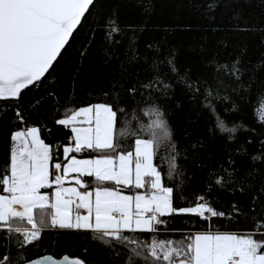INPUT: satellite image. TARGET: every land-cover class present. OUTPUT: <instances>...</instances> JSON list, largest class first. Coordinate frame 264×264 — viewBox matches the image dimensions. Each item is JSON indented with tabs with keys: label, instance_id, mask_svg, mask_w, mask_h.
I'll return each instance as SVG.
<instances>
[{
	"label": "snow or ice",
	"instance_id": "6c2138e0",
	"mask_svg": "<svg viewBox=\"0 0 264 264\" xmlns=\"http://www.w3.org/2000/svg\"><path fill=\"white\" fill-rule=\"evenodd\" d=\"M189 6L212 33L225 31L212 22L226 9L227 31L256 38L255 49L241 40L228 50L221 40L224 51L182 65L163 38L139 48L146 25L122 24L114 0H0V264H87L68 254L54 258L47 249L32 255L45 231L91 233L113 262L125 256L123 264H264V0H189ZM253 7L260 17L248 15ZM198 47L204 53L203 43ZM70 51L74 58L66 59ZM69 66L73 82L88 70L101 78L96 102L60 104ZM257 90L260 111L252 125L241 120L229 128L219 119L208 129L224 143L218 158L209 135L185 129L176 137L172 110L185 101L198 115L219 107L230 118ZM141 104L154 119L133 130L123 117ZM49 123L67 130L63 142H46ZM239 130L248 133L243 143ZM165 142L166 175L156 163ZM182 168L190 175L175 183ZM197 182L202 191L185 195Z\"/></svg>",
	"mask_w": 264,
	"mask_h": 264
},
{
	"label": "trees",
	"instance_id": "16d2710c",
	"mask_svg": "<svg viewBox=\"0 0 264 264\" xmlns=\"http://www.w3.org/2000/svg\"><path fill=\"white\" fill-rule=\"evenodd\" d=\"M120 8V21L122 24L133 25H146V31L140 35L138 47L143 48L144 42L148 38L154 40L165 39L168 46L175 47L178 53L177 60L179 64L186 65L189 62H198L202 56L210 55L216 49H222V45L219 43L221 40L225 41L229 45V49L237 43L243 40L249 46L250 50H254L257 44V39L252 36H244V34H230L227 29L230 27L232 21L230 20V13L226 9L218 10L216 12V19L212 22V26L222 27L225 31H218L212 33L205 31L209 25V21L201 16L198 12L194 11L189 6V0H142V4H150V8L147 10L141 5H136L135 0H114ZM248 15L251 17H260L261 10L253 7L248 9ZM253 23L256 21L253 20ZM190 26V27H189ZM206 37V41H205ZM99 43V40H97ZM204 45V53H201L199 45ZM66 59L69 57L74 58V53H66ZM149 59H151L152 53L149 52ZM257 53L253 51V60L255 61ZM94 56L98 60V49H94ZM59 71V70H58ZM74 74V70L71 67H67L64 70L63 75L66 77L64 80V86L60 89L59 102L61 105L77 107L82 104L96 102L95 97L97 92L94 89H99L102 85V80L99 76L93 74L90 70L86 73L82 72L79 76H76L75 81L71 80V75ZM73 83L75 87L73 88ZM246 107L245 109L236 114L234 117H225L220 112L219 107L214 113H209L207 110H203L202 114L199 108L192 109L185 101L184 108L182 110H172L171 124L176 128V137H181L185 129L194 133L197 136H205L208 134V129L213 126L216 120L225 119L227 127H233L235 123L243 121L248 125L254 123V110L256 114H259L261 93L259 90L254 92L251 96L245 97ZM54 103L49 99L47 104L49 107ZM166 109H170L171 105L166 104ZM147 111L143 104L132 105L128 107L126 116L123 119L129 121L133 130L140 126L147 127L154 117L143 115ZM52 129L51 138L44 133L46 142L55 143L56 140L63 142L66 136L69 134L67 130L62 127L53 126L51 123L48 125ZM218 135L226 136L228 133H218ZM237 142L243 143L247 138L248 133L239 130L236 134ZM179 143L182 145L183 140ZM208 147L214 157H219L224 150V143L221 139H213L209 135ZM158 157L156 163L160 165L161 171L166 175L168 172L167 160L169 158L170 148L168 144L161 143L157 147ZM4 143L2 134H0V167L3 163ZM238 162L247 165L248 158L246 156L238 157ZM179 163H183V157L178 158ZM184 176H177L175 183H179L185 176L190 175V170L182 168ZM202 191V186L197 182L195 187L191 185L187 186L185 195L190 198L194 193ZM224 199L230 198V195L223 194ZM179 223V221H177ZM218 226H223L224 221L216 222ZM143 239L144 237H140ZM47 249L48 253L55 252L56 257L62 254H68L72 257H81L87 261V264H123L126 259L125 256H121L119 260L113 262L106 254L99 240H93L91 233H77V232H50L45 231L43 233V239L40 244L32 249L30 252L32 255L39 256L44 254V250ZM85 249L87 250L85 252ZM123 251V249H121Z\"/></svg>",
	"mask_w": 264,
	"mask_h": 264
},
{
	"label": "rangeland",
	"instance_id": "374dc122",
	"mask_svg": "<svg viewBox=\"0 0 264 264\" xmlns=\"http://www.w3.org/2000/svg\"><path fill=\"white\" fill-rule=\"evenodd\" d=\"M83 105H85V104H82V105H79V106H83ZM79 106H77V107H79ZM259 111H260V109H259Z\"/></svg>",
	"mask_w": 264,
	"mask_h": 264
},
{
	"label": "water",
	"instance_id": "95a60500",
	"mask_svg": "<svg viewBox=\"0 0 264 264\" xmlns=\"http://www.w3.org/2000/svg\"><path fill=\"white\" fill-rule=\"evenodd\" d=\"M69 256H70V255H69ZM70 257H72V256H70ZM54 258H59V257L54 256Z\"/></svg>",
	"mask_w": 264,
	"mask_h": 264
}]
</instances>
